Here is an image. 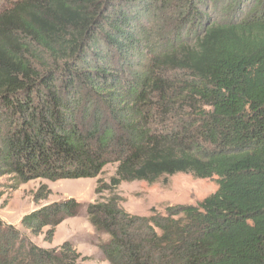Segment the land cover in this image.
Wrapping results in <instances>:
<instances>
[{"label": "trees", "instance_id": "16d2710c", "mask_svg": "<svg viewBox=\"0 0 264 264\" xmlns=\"http://www.w3.org/2000/svg\"><path fill=\"white\" fill-rule=\"evenodd\" d=\"M196 4L234 19L206 25ZM169 8L177 18L162 44ZM200 23L191 46L186 29ZM108 164L114 175L84 210L108 237L96 246L109 264H264V0H0L2 187L97 178ZM176 174L215 178L217 190L163 215L120 206L122 183ZM50 194L39 187L34 203ZM81 211L55 201L20 225L34 237L47 228L51 242ZM87 260L0 219V264Z\"/></svg>", "mask_w": 264, "mask_h": 264}, {"label": "rangeland", "instance_id": "374dc122", "mask_svg": "<svg viewBox=\"0 0 264 264\" xmlns=\"http://www.w3.org/2000/svg\"><path fill=\"white\" fill-rule=\"evenodd\" d=\"M181 1V0H180ZM202 1V0H201ZM175 6V3L172 4ZM197 5V15L205 16L207 19L206 25H211L225 20H233V16H223L221 13L222 5L214 7L212 4L208 8ZM174 8H169L160 15L157 27L168 26L165 30L167 39L163 40L162 44H167L170 41V31L175 25ZM173 19V22L170 20ZM145 27H152L145 21L142 22ZM203 25L188 26L186 34L189 36L187 43L191 46L194 44V34H200L204 29ZM181 76V75H180ZM117 165L108 164L103 173L97 178L86 179H64L58 181H48L44 179H36L25 184L19 185L15 190L4 189L3 185H9L7 178L0 179V219L8 225L14 226L23 235H27L28 239L35 245L42 248H56L63 242L69 241L73 244L76 251L88 260L85 264H109L104 260L103 255L97 248L98 241L105 242L108 240L107 235L97 236L93 228L88 223L85 215L84 207L96 199L95 188L97 180H102L108 183L109 178L115 173ZM161 178L156 183L147 184L145 182H126L122 183L115 194L121 198L120 206L132 215L149 217L151 210H155L160 214H164L165 209L174 206H194L202 201L204 198L215 193L217 185L215 178L212 179H195L190 174H176L174 176ZM41 186H46L51 194L46 200L34 203L33 196L37 189ZM108 193H103L107 196ZM73 198L82 206V211L79 216L68 218L57 226L51 242L43 241V234L30 236L20 225L21 218L34 210L35 208L47 205L49 203ZM5 201V204L3 202Z\"/></svg>", "mask_w": 264, "mask_h": 264}]
</instances>
